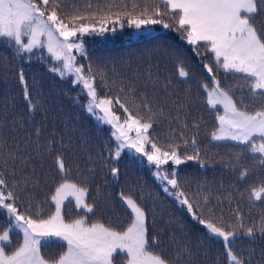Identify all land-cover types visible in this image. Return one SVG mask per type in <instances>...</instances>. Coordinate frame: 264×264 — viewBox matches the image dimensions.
<instances>
[{"label":"trees","instance_id":"16d2710c","mask_svg":"<svg viewBox=\"0 0 264 264\" xmlns=\"http://www.w3.org/2000/svg\"><path fill=\"white\" fill-rule=\"evenodd\" d=\"M88 3L92 4V10L115 4L127 5L126 10L133 11V3L141 7L146 3L149 7L155 4L161 11L165 10L161 0H63L61 11L75 5L83 12ZM111 11L125 9L113 7ZM165 20L170 22V17ZM107 27H115V31L86 34L82 38L86 55L75 54L78 65L85 68L91 65L99 96L119 97L134 115L139 108V114L148 119L151 113L141 106L144 100L152 113L157 114L152 117L149 136L158 145L178 144L182 155H194V148L199 149V161H185L181 165L169 162L164 166L168 173L175 168L181 185L180 189L168 185L170 192L182 190L197 214L202 213L205 219L223 217L227 225L242 222L245 228L259 225L264 216V203L249 200L248 195L251 186H259L264 181V167L258 164L259 154H254L256 159H253V154L245 153L236 142L211 140V132L217 127L216 112L222 109H212L207 104V95L201 86L207 83L211 87L212 82L203 65H211L221 85L226 89L231 85L234 98L238 102L243 99L249 110H255L258 105H253L244 81L238 75L216 68L204 48L199 49L200 56L195 55L193 46L174 28L146 25L142 27L149 31L132 37L135 27L129 26L126 18L123 27L111 24ZM43 55L44 60L35 56L32 60L16 59L12 49L0 43V173L7 179L9 190L17 188L19 211L34 214L39 208L47 214L54 210L50 197L62 179L55 164V155L59 152L65 160L67 178L88 187V202L97 205L95 215L88 214L90 219L102 218L105 223L126 226L131 217L120 194L132 195L148 214L150 231H163L161 247L176 264H228L220 240L193 220L186 206L163 190L162 182L150 172L144 157L134 159L136 154L124 151L118 159H113L110 150L114 151L115 141L110 135V125L87 112L88 97L83 86L74 84L70 74L61 77L50 71L60 64L47 51L43 50ZM21 66L25 68L33 103L40 102L34 113L28 111L18 81ZM181 66L189 73L187 77L179 76ZM114 110L123 116L118 105H114ZM37 127L42 132L39 139L34 135ZM193 138L195 145L191 143ZM53 139L55 150L49 152L47 144ZM185 140L189 142L186 150ZM8 153L15 159H8L5 166ZM111 168L118 169L116 176L112 175ZM244 169L248 174L241 179L240 172ZM65 213L73 217L85 214L75 209L74 201L66 202ZM16 240L13 233V243ZM182 247L190 248L193 256L178 257ZM233 248L245 257L251 253V264L264 262V238L259 234L255 241L246 236L237 238ZM61 250L56 243L42 249L45 253ZM117 259L122 261L123 257Z\"/></svg>","mask_w":264,"mask_h":264},{"label":"snow or ice","instance_id":"6c2138e0","mask_svg":"<svg viewBox=\"0 0 264 264\" xmlns=\"http://www.w3.org/2000/svg\"><path fill=\"white\" fill-rule=\"evenodd\" d=\"M161 2L165 5L164 11L159 5L149 7L147 3L142 7L133 3V11H127V5L115 4L98 6L92 10V4L88 3L83 12L75 5L62 12L63 0H0V43L11 48L14 58L20 60H32L33 56L44 60L43 50L46 49L50 57L60 64L59 67H51L50 71L59 73L61 77L73 74L72 82L82 85L83 90H86L87 112L110 125V135L115 141L114 151L110 150L113 159H118L125 150L134 152V159L146 157L147 163L156 168L153 174L162 183L166 182L163 190L169 192L168 185L173 189H180L181 185L175 168L168 173L162 171L163 166L169 162L181 165L185 161H199V149L194 148V155H182L178 144L158 145L149 136V130L153 127L152 117L157 115L152 113L151 107L144 100L141 101V106L151 113L145 119L139 114V108L134 115L119 97L99 96L96 75L91 65L87 68L78 65L73 53L86 55L82 39L86 34L115 31V27L109 29L107 25L123 27L125 18L127 24L136 29L155 24H161L166 29L174 28L188 45L193 46L195 55L200 56L199 49L204 48L211 55L216 68L226 74L238 75L244 81L253 105H258L255 110H249L243 99L238 102L234 98L230 92L231 85L227 89L221 85L211 65H203L212 82L211 87L207 83L201 86L207 95V104L212 109H222L216 112L217 127L211 132V140L236 142V146H242L245 153L253 154V159H256L254 154H259L258 164L264 167V0ZM113 7H123L125 11L113 12ZM138 8L140 10L137 13ZM165 17H170V22H166ZM34 50L40 51L37 53ZM188 75L181 66L179 76ZM17 77L28 111L34 113L40 102L33 103L24 67L19 68ZM114 105L123 111V116L117 114ZM34 135L39 139L41 128H35ZM188 143L184 141L185 150ZM191 143L196 144L195 138ZM47 150H55L54 139L48 142ZM236 158L240 160L239 155ZM8 159L15 157L8 153L4 160L5 166ZM200 162L203 166V162ZM55 164L62 179L50 197L54 210L47 214L39 208L34 214L20 212L17 188L9 190L7 179L0 173V215L3 216L0 222V264H176L161 247L163 231H150L148 214L132 195L120 194L131 217L126 226L105 223L102 218L92 220L88 214L95 215L97 205L88 202L89 188L67 178L62 153L55 155ZM111 173L116 176L118 169L111 168ZM247 174V169L242 170L240 178H245ZM170 195L180 205L187 207L193 220L212 237L220 240L228 264H251L252 254L245 257L242 252L234 250L233 243L245 236L255 241L257 234L264 238V216L259 225L246 228L242 222L239 225H227L223 217L215 219L210 216L205 219L202 213L198 215L182 190L170 192ZM248 198L264 203V181L259 186L250 187ZM73 201L75 209L83 211L84 215H66V202ZM237 217L242 220L241 214L237 213ZM241 229L244 230L241 232ZM13 233L17 237L16 243L12 241ZM172 241L175 243L174 238ZM51 243H56L62 250L42 251ZM185 254L193 256L188 247L178 250V257ZM120 256L123 257L122 261L117 259Z\"/></svg>","mask_w":264,"mask_h":264},{"label":"rangeland","instance_id":"374dc122","mask_svg":"<svg viewBox=\"0 0 264 264\" xmlns=\"http://www.w3.org/2000/svg\"><path fill=\"white\" fill-rule=\"evenodd\" d=\"M147 31H149L148 30V28L147 27H142L141 29H134V32L131 34V36L132 37H135L138 33H141V32H147ZM35 52H38L39 50H34ZM45 51H46V49H45ZM76 53H79V52H75L74 51V55L76 54ZM70 75H72L73 77H74V75L73 74H70ZM87 105V104H86ZM86 107V106H85ZM92 115V114H91ZM94 116V115H93ZM96 119H97V117L96 116H94ZM98 120V119H97ZM99 121V120H98ZM101 122V121H100ZM132 135H134V133H132ZM125 151H127V152H129V150H125ZM130 153H133V154H135L134 152H130ZM145 158V162H146V165H147V167H149L150 168V172L153 174L155 171H156V168H155V166L154 165H149L148 163H147V160H146V157H144ZM162 171H166V168L163 166V168H162ZM154 175V174H153ZM155 176V175H154ZM155 178L156 179H158L156 176H155ZM159 180V179H158ZM164 183H166V182H163L162 183V186L164 187ZM170 190V189H169ZM168 193H170V191L168 192Z\"/></svg>","mask_w":264,"mask_h":264}]
</instances>
